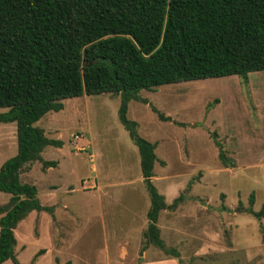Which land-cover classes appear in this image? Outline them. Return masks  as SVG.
<instances>
[{"label":"rangeland","instance_id":"1","mask_svg":"<svg viewBox=\"0 0 264 264\" xmlns=\"http://www.w3.org/2000/svg\"><path fill=\"white\" fill-rule=\"evenodd\" d=\"M137 97L147 104L129 101L126 119L155 146L151 183L167 205L183 197L158 214L164 245L185 264H264V218L246 212L264 205V71L245 81L159 86ZM61 103L35 123L62 144L40 153L56 166L42 170L34 162L19 176L50 211H32L16 225L17 264H177L153 247L139 256L149 200L138 152L117 119L120 96ZM215 142L233 167L221 164ZM15 152V124H0V165ZM9 197L0 193V205Z\"/></svg>","mask_w":264,"mask_h":264},{"label":"trees","instance_id":"2","mask_svg":"<svg viewBox=\"0 0 264 264\" xmlns=\"http://www.w3.org/2000/svg\"><path fill=\"white\" fill-rule=\"evenodd\" d=\"M259 71L264 0H0V124H15L16 141L15 154L0 165V193L10 196L0 205V264H17L16 225L32 211H50L39 205L35 186L19 180L31 163L54 168L40 153L62 145L35 123L62 110L63 100L100 94L120 96L117 119L138 152L149 200L139 256L153 247L185 264L156 226L159 212L173 210L183 197L167 205L152 185L155 146L138 137L126 119L127 104H147L137 97L142 90L229 76L245 81ZM215 146L221 164L233 167ZM246 212L262 219L264 205Z\"/></svg>","mask_w":264,"mask_h":264},{"label":"water","instance_id":"3","mask_svg":"<svg viewBox=\"0 0 264 264\" xmlns=\"http://www.w3.org/2000/svg\"><path fill=\"white\" fill-rule=\"evenodd\" d=\"M89 65V63H83V66H88Z\"/></svg>","mask_w":264,"mask_h":264}]
</instances>
